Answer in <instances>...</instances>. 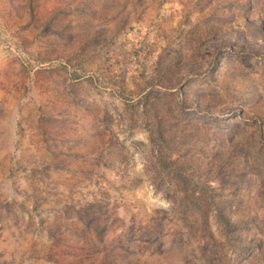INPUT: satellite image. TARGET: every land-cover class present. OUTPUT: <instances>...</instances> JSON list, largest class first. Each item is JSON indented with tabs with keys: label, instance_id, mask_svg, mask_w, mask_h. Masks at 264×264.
<instances>
[{
	"label": "rangeland",
	"instance_id": "374dc122",
	"mask_svg": "<svg viewBox=\"0 0 264 264\" xmlns=\"http://www.w3.org/2000/svg\"><path fill=\"white\" fill-rule=\"evenodd\" d=\"M0 264H264V0H0Z\"/></svg>",
	"mask_w": 264,
	"mask_h": 264
}]
</instances>
